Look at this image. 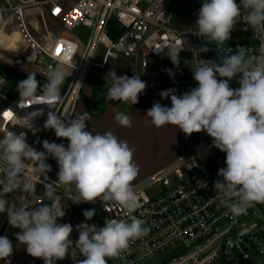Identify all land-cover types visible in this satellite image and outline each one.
I'll return each mask as SVG.
<instances>
[{"label":"clouds","instance_id":"obj_1","mask_svg":"<svg viewBox=\"0 0 264 264\" xmlns=\"http://www.w3.org/2000/svg\"><path fill=\"white\" fill-rule=\"evenodd\" d=\"M242 9L246 13L243 20L253 32L264 34V0H239V3L202 0L192 34L207 43L214 42L218 58H197L191 67L197 86L180 95L174 88L162 90L159 95L162 99L170 98L171 106L154 102L146 112L157 128L175 126L186 136L206 133L212 138V145L226 154V167L218 170L220 179L214 181V191L234 216L246 214L258 204L264 205V46L256 56H249L243 47L235 54L226 53L224 48ZM7 43L0 39V46ZM165 48L171 62L178 66L185 44L166 40L154 51L159 54ZM208 50L205 47L204 51ZM68 75V66L62 61L59 66H49L47 82L39 93L35 74H27L26 79L17 83L18 106L47 105L49 111L43 128L54 131L57 138L68 143L44 140V151H37L27 143L25 132L18 134L10 128L0 131V164L5 172V177L0 179V214L6 213L8 223L20 229L15 233L19 244L26 246L30 256L43 259L44 264H57L69 255L75 256L77 251L84 258L75 264H108V258L118 257L130 247L131 241L148 232L145 221L133 215L141 206L132 184L139 165L133 158L135 149L127 141L111 131L87 130V113L65 119L53 110L61 100V87ZM105 79L111 82L107 90L110 101L135 105L147 87L136 74L129 77L111 70ZM233 79L239 87L230 86ZM43 115V109L32 111L23 116L25 124L16 125L35 132L34 121ZM115 120L121 127H132L130 116L122 112L116 113ZM49 157L58 164L57 180L45 185V197L50 204L32 207L24 196H16L14 200L4 198L9 193H31L36 175L49 179L51 166L46 162ZM28 162L32 163L31 169ZM54 184L74 188L75 198L84 203L100 200L107 209L108 202H115L125 210L128 219H106L99 228L80 223L75 226L78 239L73 242V225L58 223L66 213ZM95 214L94 209L83 212L86 221ZM13 252L12 241L0 236V261L11 264L9 258Z\"/></svg>","mask_w":264,"mask_h":264},{"label":"built area","instance_id":"obj_2","mask_svg":"<svg viewBox=\"0 0 264 264\" xmlns=\"http://www.w3.org/2000/svg\"><path fill=\"white\" fill-rule=\"evenodd\" d=\"M201 4L202 0H0V32L20 35L16 51L0 46V63L47 81L49 66L65 62L69 75L61 87V100L53 106L65 119L74 117L91 68H104L110 59L126 58L137 63L141 57L142 72L135 74L149 85L196 87L191 71L196 59L218 58L214 42L207 43L192 34ZM180 8L191 10L188 30L172 27ZM245 14L242 9L225 52L235 54L243 47L249 56H256L264 46V34L253 32L243 20ZM112 19L118 24L115 37L109 33ZM80 26L90 31L86 39L77 34ZM166 40L185 44L178 66L171 62L167 48L159 54L154 51ZM205 47L209 50L204 51ZM98 56H102L101 62L96 60ZM19 99V95H11L10 78L0 70V131L10 128L18 134L25 132L27 143L37 151H44V140L62 143L54 131L43 128L47 105L24 103L21 108ZM41 109L44 115L34 121L35 132L16 125L26 123L23 116L27 113ZM225 158L226 154L212 145V138L200 132L197 142L172 164L133 186L141 205L133 215L145 221L148 232L131 241L117 257L122 264H147L161 255L167 257L165 264H264V205L234 216L214 191V181L220 179L218 170L226 167ZM46 162L51 166L49 179L36 175L31 193H9L4 198L24 196L30 206L50 202L45 197V185L57 180L58 164L51 157ZM0 176L5 177L2 164ZM54 187L61 199L93 207L102 224L106 219H128L115 202H108L106 209L100 200L84 203L76 199L74 188ZM16 229L8 223L6 213L0 214V236L11 240Z\"/></svg>","mask_w":264,"mask_h":264},{"label":"crops","instance_id":"obj_3","mask_svg":"<svg viewBox=\"0 0 264 264\" xmlns=\"http://www.w3.org/2000/svg\"><path fill=\"white\" fill-rule=\"evenodd\" d=\"M147 86H149V84H147ZM167 89L168 88H166V90ZM160 92L161 91L153 93L151 96H148L142 102L136 105H124L117 101H109L100 114L91 117H88L87 114V130H93L94 132L99 133L111 131L118 138L127 141L129 146L135 149L133 158L134 161L139 165V173L135 180L132 182L133 186L147 181L153 174H155L160 169L172 164L181 154L189 150L195 144L194 143L192 146L185 145L182 148L178 149L172 155L166 154V140L169 133L179 129L171 125H165L157 128L151 123L150 118L146 116L147 110L151 108L154 102H159L162 105L169 107L171 106L170 98L162 99L159 95ZM88 104L89 101L85 103L84 106L77 108L75 115L87 113L89 106ZM117 112H122L130 116L132 120V127H121L115 120V115ZM62 143L67 145L68 141L66 139H63ZM50 203L51 201L47 204ZM61 203L65 208L66 214L62 219H58V223H70L73 225L74 231L71 234V239L73 240V242H75L79 236V233L75 231L76 225L86 222L89 224H95L97 228L103 226L102 222L98 224L93 220L86 221L85 217L80 215V212L78 211L80 209L79 206L76 205L77 207L71 208L70 203L72 202L61 199ZM33 205L40 206L41 203H35ZM92 209L94 208L90 207V210ZM96 215L97 213L95 214V216ZM18 232H20V229L17 228L11 238L14 247V252L9 258L11 259V264H44L43 259L30 256L26 251V246L19 244L15 237V233ZM83 258L84 257L77 251V254L75 256L71 257V255H69L65 259L57 261V264H75L76 260ZM1 264H5V261H1ZM108 264L122 263L117 257H115L108 258ZM157 264L165 263L158 262Z\"/></svg>","mask_w":264,"mask_h":264},{"label":"rangeland","instance_id":"obj_4","mask_svg":"<svg viewBox=\"0 0 264 264\" xmlns=\"http://www.w3.org/2000/svg\"><path fill=\"white\" fill-rule=\"evenodd\" d=\"M191 23H192L191 10L180 8L176 13L175 21L173 22L172 27L178 30H188L191 27ZM89 33H90L89 29L83 26L77 28V34L80 36V38L86 39ZM19 38L20 35L18 32L13 33L11 36L7 35L3 31L0 32V39H4L8 41L7 46L4 47L9 49L10 51H16L18 49L17 42ZM96 60L98 62H101L102 56H98ZM141 62H142L141 57L139 58L137 63H132L130 60L126 58H118V59H110L104 68L92 67L90 73L88 74L86 83L81 91V97L77 108L84 106V104L87 103L88 101L90 104L91 96L93 91L95 90V87H101L102 86L101 83L103 84L105 83V86L110 87V83H111L110 80L105 79L109 71L114 70L117 72L118 75H128L129 77H131L133 74H135L136 71L138 73L142 72ZM230 86L233 88H237L239 87V84L237 81H230ZM158 91H162V90H156L153 93ZM199 134L200 133H193L191 136H186L180 130L172 131L171 133H169L166 140L167 142L166 154L172 155L178 149L182 148L185 145L192 146L194 143H196V140L199 139ZM0 179H2L1 176ZM32 207H39V205H32ZM166 259H167L166 256L161 255L149 261L147 264H153V263L157 264L158 262H164Z\"/></svg>","mask_w":264,"mask_h":264},{"label":"trees","instance_id":"obj_5","mask_svg":"<svg viewBox=\"0 0 264 264\" xmlns=\"http://www.w3.org/2000/svg\"><path fill=\"white\" fill-rule=\"evenodd\" d=\"M116 30H118V24H117V22L114 19H112L109 22V33H110V35L112 37L116 36V34H115ZM0 70L8 78H10L11 95L12 96H17L18 95L17 83L20 80L26 79L27 78V74L16 72L14 69H12L11 67H9V66H7V65H5L3 63H0ZM28 74H34V73H28ZM35 78L39 81L40 88H38V90H41L42 86L47 81L43 80L42 78H40L37 74H35ZM95 84H98V83H95ZM101 84H102V86L101 87H95V90L92 93L91 102H90V104L88 106V111H87L88 117L100 114L104 110L106 104L110 101L108 99V97H107V90H108L109 87L105 86V83L104 84L101 83ZM166 88H174V89H176V94L177 95H180L183 92L188 91L190 89L189 86H183V85H178V84L168 85V86L149 85V86L146 87L145 92L139 96V101H138L137 104H139L145 98L150 96L154 91L163 90V89H166ZM191 88H193V87H191ZM117 102H120V101H117ZM120 103H122L124 105H133L131 103H125V102H120ZM47 203H45V204H47ZM70 205H71V208H75V207L79 206L80 209L78 211L80 212V215H82V216H84L83 212L85 210H90V207H91V206H88V205L79 204V203H73V202L70 203ZM92 220L95 223H98V224L101 223L99 215L94 216Z\"/></svg>","mask_w":264,"mask_h":264},{"label":"snow or ice","instance_id":"obj_6","mask_svg":"<svg viewBox=\"0 0 264 264\" xmlns=\"http://www.w3.org/2000/svg\"><path fill=\"white\" fill-rule=\"evenodd\" d=\"M11 114L10 113H5V116H10Z\"/></svg>","mask_w":264,"mask_h":264}]
</instances>
